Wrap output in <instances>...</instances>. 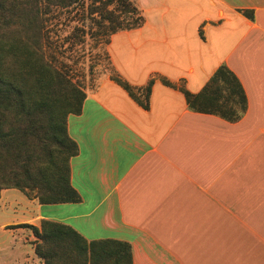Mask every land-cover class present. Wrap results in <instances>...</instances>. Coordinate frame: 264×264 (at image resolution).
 I'll list each match as a JSON object with an SVG mask.
<instances>
[{
	"label": "crops",
	"instance_id": "0c3cea01",
	"mask_svg": "<svg viewBox=\"0 0 264 264\" xmlns=\"http://www.w3.org/2000/svg\"><path fill=\"white\" fill-rule=\"evenodd\" d=\"M139 5L145 23L113 33L108 52L135 88L154 79L149 107L111 75L87 92L68 119L82 200L41 204L20 190L27 200L16 211L30 216L1 225L19 236L7 254L0 246V264H43L38 238L20 224L44 219L90 240L130 242L133 264H264V0ZM222 64L248 99L236 121L190 109L180 90L200 92ZM14 189H1V201L20 198Z\"/></svg>",
	"mask_w": 264,
	"mask_h": 264
},
{
	"label": "trees",
	"instance_id": "16d2710c",
	"mask_svg": "<svg viewBox=\"0 0 264 264\" xmlns=\"http://www.w3.org/2000/svg\"><path fill=\"white\" fill-rule=\"evenodd\" d=\"M76 1L0 0V190L17 188L41 204L82 200L71 181V160L80 148L69 134L68 119L82 112L87 93L45 55L51 44L47 15L54 7L68 8ZM242 11L252 17V10ZM95 14L110 35L145 23L134 0H93L90 15ZM111 77L149 107L154 79L135 88L114 69ZM180 90L194 111L236 121L247 110L245 90L226 64L200 92L185 86ZM20 226L32 229L38 238L35 252L43 264H133L128 241L90 240L73 226L52 219L42 220L40 226Z\"/></svg>",
	"mask_w": 264,
	"mask_h": 264
},
{
	"label": "rangeland",
	"instance_id": "374dc122",
	"mask_svg": "<svg viewBox=\"0 0 264 264\" xmlns=\"http://www.w3.org/2000/svg\"><path fill=\"white\" fill-rule=\"evenodd\" d=\"M134 1L139 4V0ZM92 3L93 0H78L68 8L54 7L47 15L51 44L46 47L45 55L86 93L93 91L100 80L111 75L114 69L108 52L111 35L97 21V14L90 15ZM113 7L114 5L111 6ZM123 18L131 20L133 16L123 14ZM14 190L16 191L13 192L20 196L13 200L14 203L7 198L1 201L0 195V246L5 248V254L8 252L7 245L19 234L9 229L14 228V225L10 224L6 229L1 225L8 221H21L25 216H30H23L21 212L16 211L22 208L16 201L23 200L21 203H24L27 199L20 190ZM7 261L8 258L1 260L2 264H7Z\"/></svg>",
	"mask_w": 264,
	"mask_h": 264
}]
</instances>
